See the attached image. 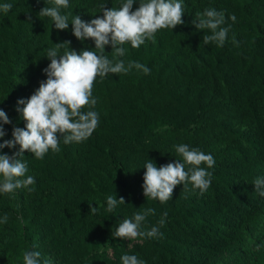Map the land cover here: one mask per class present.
<instances>
[{"label": "trees", "instance_id": "1", "mask_svg": "<svg viewBox=\"0 0 264 264\" xmlns=\"http://www.w3.org/2000/svg\"><path fill=\"white\" fill-rule=\"evenodd\" d=\"M125 0H69L61 14L90 22L102 15L100 5L119 8ZM141 0H135L133 10ZM183 24L158 30L155 42L139 48L130 43L122 59L150 69L97 77L92 96L99 124L83 142L67 145L43 159L25 152V177L35 183L0 193V264H23L25 251H39L52 264H122L125 254L145 264H264V231L243 252L257 229L264 197L253 182L264 178V0H182ZM0 109L13 127H25L17 108L46 81V50L70 41V49L95 50L91 39H76L72 25L57 30L42 17L52 0H0ZM223 11L229 32L223 46L203 43L210 30L197 29L196 13ZM235 15L233 22L230 17ZM233 37L238 43L233 42ZM98 51V50H96ZM64 49L60 50L62 55ZM105 55L113 59L112 47ZM85 108L82 111H87ZM186 144L214 157L210 187L200 192L177 185L166 203L146 198V162L157 167L182 161L174 146ZM19 151L0 149V154ZM190 166L185 165L186 170ZM21 178V179H23ZM2 179V178H0ZM123 197L107 211V197ZM91 208H98L96 214ZM152 208L141 230L157 227L153 238L123 240L112 232L123 219ZM167 217L164 218V213ZM164 218L165 223L159 224ZM231 259H230V258Z\"/></svg>", "mask_w": 264, "mask_h": 264}, {"label": "clouds", "instance_id": "2", "mask_svg": "<svg viewBox=\"0 0 264 264\" xmlns=\"http://www.w3.org/2000/svg\"><path fill=\"white\" fill-rule=\"evenodd\" d=\"M52 7H44L39 15L51 18L57 30H67L72 25V34L76 39L84 41L91 39L95 43V50H82L79 54L70 49V41L56 43L46 50V57L50 64L44 73L46 81L40 83L39 88L27 100H18L23 105L21 112L25 127H13L12 139L0 143V149H13L17 145L19 151L9 156L0 154V193H12L16 189L29 188L35 183L33 176L25 177L28 165L23 159L24 153L29 152L36 159H43L51 149L59 151L60 137L63 136L65 145L80 143L88 139L99 124V114L92 110L97 100L92 96L94 82L97 77L105 78L109 73L127 74L133 68L149 74L150 69L139 62L129 61L127 66L122 59L126 49L122 47L130 43L132 48H139L146 40L155 42V33L161 29H174L183 24L184 4L182 0H141L139 7L133 10L135 0H125L119 8H106L101 4L102 15L90 22L82 21L77 15L68 22L69 16L61 14V9L69 7V0H52ZM12 8L11 4L0 5L5 13ZM230 19L235 22L236 17ZM226 23L225 13L207 8L203 13H196L194 26L200 30H210V35H203V43L215 42L223 46L228 36L229 28L223 27ZM233 42L238 43L233 37ZM111 45L113 59L105 55V47ZM64 49L63 54L60 50ZM98 50V51H96ZM89 109L82 111L83 109ZM7 113L0 109V139L6 135L3 125L10 124ZM182 161L157 167L149 160L144 168L143 194L146 198L166 203L172 199L177 185L191 184L193 189L206 191L212 182V173L207 169L213 168L214 157L205 154L198 148H190L186 144L174 146ZM206 168H201V165ZM185 165L190 166L187 170ZM23 178V179H21ZM253 185L260 197H264V178H257ZM29 190H31L29 188ZM125 204L123 197L116 199L115 194L107 197V211L113 212L117 204ZM90 213L96 214L98 208H91ZM155 210L148 208L137 212L131 219H123L115 231L114 238L136 240L137 238H153L158 235V228L142 231L141 225ZM167 213H164V218ZM159 221L160 225L165 219ZM5 215L0 223H7ZM122 264H145L136 255L125 254L121 257ZM23 264H52L49 258L42 257L39 251H25Z\"/></svg>", "mask_w": 264, "mask_h": 264}, {"label": "rangeland", "instance_id": "3", "mask_svg": "<svg viewBox=\"0 0 264 264\" xmlns=\"http://www.w3.org/2000/svg\"><path fill=\"white\" fill-rule=\"evenodd\" d=\"M259 220V225L257 229H255L254 232L249 236L247 244L244 247L238 249L235 253L243 252L244 250H247L248 248L252 247L257 237L264 231V209L261 212Z\"/></svg>", "mask_w": 264, "mask_h": 264}]
</instances>
